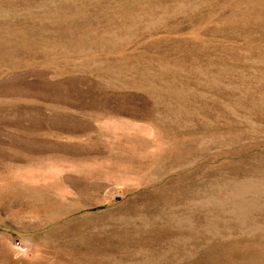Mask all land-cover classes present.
<instances>
[{"label":"rangeland","instance_id":"rangeland-1","mask_svg":"<svg viewBox=\"0 0 264 264\" xmlns=\"http://www.w3.org/2000/svg\"><path fill=\"white\" fill-rule=\"evenodd\" d=\"M0 264H264V0H0Z\"/></svg>","mask_w":264,"mask_h":264}]
</instances>
